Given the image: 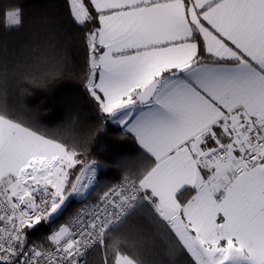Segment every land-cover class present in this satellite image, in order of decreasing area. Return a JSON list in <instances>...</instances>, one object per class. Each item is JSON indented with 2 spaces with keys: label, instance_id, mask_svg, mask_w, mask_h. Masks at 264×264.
Listing matches in <instances>:
<instances>
[{
  "label": "snow or ice",
  "instance_id": "1",
  "mask_svg": "<svg viewBox=\"0 0 264 264\" xmlns=\"http://www.w3.org/2000/svg\"><path fill=\"white\" fill-rule=\"evenodd\" d=\"M53 7L41 42L0 44V264H264V0ZM63 82L93 115L52 130L27 98ZM105 123L134 145L115 182L89 154Z\"/></svg>",
  "mask_w": 264,
  "mask_h": 264
},
{
  "label": "trees",
  "instance_id": "2",
  "mask_svg": "<svg viewBox=\"0 0 264 264\" xmlns=\"http://www.w3.org/2000/svg\"><path fill=\"white\" fill-rule=\"evenodd\" d=\"M56 2L57 0H17L24 9V26L19 31H5L0 24V44L15 52L24 46L41 42L44 39L42 17L59 15V9L53 7ZM3 3H7V0H0V4ZM27 103L36 111L40 123L52 130H56L75 110H79L88 119L93 115L81 95L78 82H63L47 90H36L27 98ZM113 144L126 145L125 151L134 147L130 140L121 136L115 124L105 123L89 145L91 158L103 165V181L106 182H115L118 178Z\"/></svg>",
  "mask_w": 264,
  "mask_h": 264
}]
</instances>
